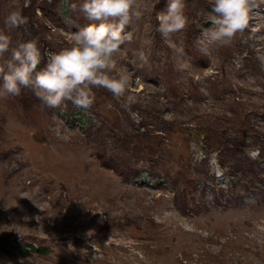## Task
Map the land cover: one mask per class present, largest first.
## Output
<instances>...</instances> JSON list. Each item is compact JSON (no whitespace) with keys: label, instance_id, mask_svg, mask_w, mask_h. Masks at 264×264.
Wrapping results in <instances>:
<instances>
[{"label":"rangeland","instance_id":"obj_1","mask_svg":"<svg viewBox=\"0 0 264 264\" xmlns=\"http://www.w3.org/2000/svg\"><path fill=\"white\" fill-rule=\"evenodd\" d=\"M83 2L0 0V31L58 52L92 22ZM139 2L115 57L122 96L0 99V246L17 247L0 264H264V0L229 47L204 40L209 0H186L189 27L169 40L168 0ZM12 11L28 23L9 30Z\"/></svg>","mask_w":264,"mask_h":264},{"label":"clouds","instance_id":"obj_2","mask_svg":"<svg viewBox=\"0 0 264 264\" xmlns=\"http://www.w3.org/2000/svg\"><path fill=\"white\" fill-rule=\"evenodd\" d=\"M209 2L215 27L203 35L215 47L231 46L249 28L251 13L259 7L257 0ZM185 8L186 0H168L166 10L157 14V31L165 40L188 29ZM79 11L92 22L75 32L72 43L58 52L43 53L35 40L14 48L11 36L0 31V99L20 97L27 89L48 108L66 109L71 102L87 110L95 104L94 89H105L114 96L125 93L130 83L115 73V57L133 43V32L126 29L142 19L139 0H84ZM4 23L11 30L28 20L22 11H12ZM139 60L148 63L143 53ZM177 70L183 71V66Z\"/></svg>","mask_w":264,"mask_h":264},{"label":"trees","instance_id":"obj_3","mask_svg":"<svg viewBox=\"0 0 264 264\" xmlns=\"http://www.w3.org/2000/svg\"><path fill=\"white\" fill-rule=\"evenodd\" d=\"M14 249H17V247H15V246H8V245L0 246V250H2L6 254H13V253H15L14 252ZM18 249L21 250V248H18Z\"/></svg>","mask_w":264,"mask_h":264}]
</instances>
